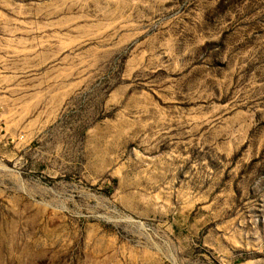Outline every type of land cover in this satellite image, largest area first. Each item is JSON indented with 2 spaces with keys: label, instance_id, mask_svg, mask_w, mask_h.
<instances>
[{
  "label": "rangeland",
  "instance_id": "rangeland-1",
  "mask_svg": "<svg viewBox=\"0 0 264 264\" xmlns=\"http://www.w3.org/2000/svg\"><path fill=\"white\" fill-rule=\"evenodd\" d=\"M0 264H264V0H0Z\"/></svg>",
  "mask_w": 264,
  "mask_h": 264
}]
</instances>
